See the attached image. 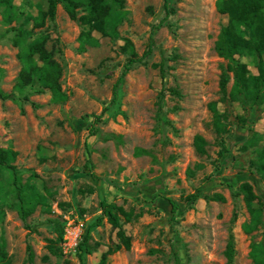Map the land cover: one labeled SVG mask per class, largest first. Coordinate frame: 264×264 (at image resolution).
Segmentation results:
<instances>
[{
    "label": "rangeland",
    "instance_id": "rangeland-1",
    "mask_svg": "<svg viewBox=\"0 0 264 264\" xmlns=\"http://www.w3.org/2000/svg\"><path fill=\"white\" fill-rule=\"evenodd\" d=\"M215 1L125 0L118 38L93 31L98 44L83 49L82 26L61 4L53 20L25 25L32 36H48L46 48L62 67L61 88L68 98L54 102L47 89L36 92L37 86L25 89L29 99L22 103L0 98V147L17 150L21 183H34L49 204L48 210L37 205L23 220L14 195H8L0 218L5 264H29L28 245L35 264H95L120 241L106 218L95 225L102 200L132 212L129 220L120 217L130 246L110 253L107 264H225L230 234L232 264H254L252 244L264 246V178L251 160L264 150V103L234 102L220 90L222 74L231 88L232 72L214 50L227 22ZM13 2L11 21L0 9V88L7 93L16 92L21 68L12 28L47 4ZM124 38L138 56L148 52L114 87L128 57L121 50ZM239 59L257 73L254 56ZM212 102L221 115V133L213 125ZM197 135L206 141L202 154L194 147ZM8 177L0 169V183L6 186ZM244 182L262 212L249 230ZM192 192L198 199L187 201ZM216 194L223 199H213ZM169 200L178 203L175 213ZM49 239L57 254L48 252ZM82 243L91 251L80 259Z\"/></svg>",
    "mask_w": 264,
    "mask_h": 264
},
{
    "label": "trees",
    "instance_id": "trees-1",
    "mask_svg": "<svg viewBox=\"0 0 264 264\" xmlns=\"http://www.w3.org/2000/svg\"><path fill=\"white\" fill-rule=\"evenodd\" d=\"M46 8L38 9L36 15L31 13L25 14L22 23L12 28L14 34L11 41L14 46L18 47L17 57L21 63L19 74L14 86L15 93H7L0 88V98L10 99L17 103H22L29 99V93L25 92L27 87H34L36 92L47 89L51 93V99L54 102H63L67 100L68 95L61 88L62 67L53 57V53L46 48L48 36L39 34L32 36V27L27 28L25 25L32 23L33 26H42L45 19L53 20L56 14L57 5L61 4L68 17L77 21L81 26L78 41L79 47L96 46L98 39L92 35L97 31L102 36L118 38L117 27L126 19L125 0H46ZM215 8L221 14L227 15V22L221 27L220 33L214 42V50L220 56L228 60L227 69L232 72V85L227 90L229 76L222 74L219 85L224 96H228L234 102L243 104L260 105L264 103V0H216ZM0 9L4 14V19L9 22L13 19L15 5L13 0H0ZM81 11V13H79ZM123 52H128V57L124 63L123 70L115 83L114 87L123 80V76L130 70L134 63L140 62L142 57L147 54L143 53L138 56L133 48L132 42L124 38V44L121 46ZM251 55L255 57V66L257 73H252L247 63L239 59L240 56ZM2 69H0V78ZM114 88L113 99L116 98ZM210 110L213 114V125L218 133L223 130L220 121V114L217 112L215 102L210 103ZM96 116L95 123L99 120ZM96 126H93L94 133ZM194 147L198 153H204L205 139L197 135L194 138ZM141 149H136V154H140ZM18 155L17 150L13 147H0V169L9 173L7 187L0 183V218L3 216V205H7L8 195L13 194L16 199L15 207L23 220L28 214L34 211L37 205L44 206L47 210L49 204L47 197L39 191L37 186L32 182L21 183V176L16 168L14 161ZM251 164L256 171L264 178V150H259ZM240 190L243 193V200L246 208L250 213L251 219L246 225V229H252L260 220L262 212L259 206L255 205V194L248 182L240 184ZM198 192L186 195L187 201H196ZM215 200H222L223 196L214 195ZM172 213L179 208L178 203L169 200ZM101 214L97 216L95 225L100 224L103 218L117 229L119 243L114 248H108L102 252L100 259L95 264H107V256L121 246L129 248L130 239L121 229V218L129 220L132 216L131 211H125L122 206L114 201L102 200L99 203ZM48 252L57 254V246L53 239L48 240ZM84 246V247H82ZM80 245V259L82 253H89V246L82 243ZM27 261L29 264H35L31 246L28 245ZM225 264H232L235 256V246L233 235H229L225 247ZM250 257L254 264H264V246L260 243H253L251 246ZM7 252L5 249V240L0 236V264H5ZM82 264H84L82 262Z\"/></svg>",
    "mask_w": 264,
    "mask_h": 264
}]
</instances>
